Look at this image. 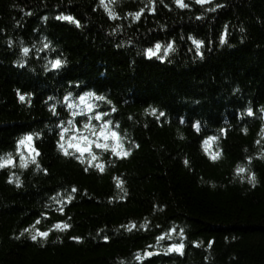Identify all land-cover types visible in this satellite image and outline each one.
Wrapping results in <instances>:
<instances>
[{
	"label": "trees",
	"instance_id": "trees-1",
	"mask_svg": "<svg viewBox=\"0 0 264 264\" xmlns=\"http://www.w3.org/2000/svg\"><path fill=\"white\" fill-rule=\"evenodd\" d=\"M106 2L116 19L99 0H0V163L9 154L15 161L0 169V264H264V113L259 111L264 106V0H213L203 7L185 0L186 9L175 0ZM218 4L225 7L207 11ZM61 14L73 15L83 27L57 21ZM226 25L228 42L221 47ZM190 36L204 42V59ZM45 43L56 52L39 51ZM155 43L162 44L166 61L147 58ZM24 47L31 49L28 57ZM56 58L67 63L47 73L44 65ZM88 91L112 101L117 111L105 122L112 121V130L132 153L120 159L111 147L93 146L103 173L94 167L84 171L86 164L58 150L55 126L73 119L64 97L72 92L78 102ZM48 96L55 99L45 104ZM90 102L111 113L106 101ZM249 104L255 116L240 120ZM52 106L58 116L49 111ZM152 108L167 116L157 120ZM76 121L80 132L93 138L83 129L86 118ZM194 121L201 122L200 133ZM91 123L98 132L102 122ZM35 133H40L34 145L41 154L36 159L48 175L31 163L27 145H19ZM213 135L219 139L205 151L204 140ZM216 153L220 159L213 161ZM241 166L248 171L238 175ZM252 173L255 187L248 182ZM119 180L123 188L117 187ZM73 186L79 192L72 204L66 196L63 206L51 199ZM58 223L70 227L57 230ZM132 223L137 229L131 233L122 227ZM172 228L173 240L155 239ZM37 230L49 232L48 238L33 241ZM173 243L185 245L183 255L163 254ZM147 252L161 254L148 260Z\"/></svg>",
	"mask_w": 264,
	"mask_h": 264
},
{
	"label": "snow or ice",
	"instance_id": "snow-or-ice-1",
	"mask_svg": "<svg viewBox=\"0 0 264 264\" xmlns=\"http://www.w3.org/2000/svg\"><path fill=\"white\" fill-rule=\"evenodd\" d=\"M175 3L177 5L178 8L180 9H186L189 7L188 4L185 3V0H175ZM194 3L200 6H205L207 4H211L213 3V0H194ZM99 4L108 12V15L113 18L116 19L117 16L116 14H114L111 9L109 8V4L106 2V0H99ZM165 7H167V5H165ZM225 7V5L223 4H218L215 7H209L207 8L208 12H216L218 10V8H223ZM171 10V9H169ZM154 12V9H153ZM27 16H31L32 13L28 12L26 13ZM55 19L57 21H66L71 23L72 25L76 26L77 28H82L83 25H81L80 21L78 19H76L73 15H57L55 17ZM197 20H202L204 19V17L202 16H198L196 17ZM44 21L48 20L47 16L43 17ZM137 22L139 21V15H137L136 17ZM17 27H19V24H17ZM37 31H39V29H37ZM241 31L243 32L244 29H241ZM227 36H228V26L226 25L224 28V32H223V38L220 40V45L221 47H223L224 44H226L227 41ZM189 40H191V43L193 45H195V49L196 52L199 54V58L200 59H204V53L201 51V48L204 47V42L200 41V40H196L193 37H188ZM23 43V42H21ZM175 43V41L172 42V44H169L166 48V51L171 53L174 49H173V44ZM9 47H11V44H9ZM117 47H119V45H117ZM51 48V50L53 52H56L55 48L51 47V44L49 43H45L43 45V48L40 49L39 51H43L44 49H48ZM162 49V44L161 43H155L154 48L153 47H148L146 50V56L148 59H152L153 57L157 58V59H161L162 61H166V58H162L160 56V52ZM31 49L28 47H24L23 48V56L24 57H28L29 53H30ZM189 51H191V48L189 49ZM37 59H39V57H37ZM67 63L66 60H62L61 58H56V59H49L47 61V64L44 65V67L46 68L47 73H52L54 71H59L61 70L64 65ZM27 64V61L21 62L18 64V66L20 68H24ZM71 87V84L69 85ZM76 88H80L81 85L79 83H77L75 85ZM236 93L240 92L239 88L235 89ZM17 95L19 97V100L21 102H24L26 100V96L24 94H21L19 90H17ZM74 96L75 94L72 92H69L68 95H66L64 97V102L66 103V106L68 109L72 110L71 112V116L73 119H69L67 121V126L65 125L64 122H60L58 123L55 127L60 129L59 132V141H58V150L63 152V155L65 157H76V159L80 160L81 164H86L88 167H86L84 169V171H88L89 168H97L99 172L103 173L105 171V168L102 164H97L96 161L99 159V157L95 154V152L93 151V146L97 149H101L103 151H108L109 148L111 147V152L116 156L119 157L120 159H123L125 157H130L132 155L131 152L127 151L124 148V145L121 142V136L117 131L112 130V121L108 120L105 122V117L109 116L111 114H114L117 109L115 108L114 105H112V101L108 100L106 96L104 95H97L94 91H88V92H84L82 94L79 95L78 97V102L74 101ZM55 97L54 96H48L47 100L44 101L45 104H47L49 101L54 100ZM91 99H95L96 101H106V103H108L109 105H112L111 108V113L110 112H106V111H99V108L101 107L100 105H94L93 103L90 102ZM57 103H59V101H57ZM196 103H200V101H196ZM31 106V105H29ZM49 111L51 112V114L53 116H58V113L56 111L55 106H52L49 108ZM259 111L261 113H264V106H262ZM93 113H95L93 115ZM157 113H159L157 115ZM151 115L153 117H156L157 120H160L161 118H164L167 116V113L164 111H160L159 109L156 108H152L151 110ZM255 116V112L252 108V106L249 104V106L247 107V109L245 111H242L238 118L240 120H244L246 117H253ZM77 117H85L86 121L83 124V129L86 133H91V136L93 138H90L88 135H84L80 132V129L78 127H76V118ZM262 119H264V117H261ZM92 120L95 121H99L102 122L101 123V127L99 129V131L97 132L96 126L93 125L91 123ZM169 123L171 122L170 120L168 121ZM187 121L185 118L181 117L179 119V123L180 124H185ZM225 123L227 124L228 122L225 121ZM116 127H119V124L116 125ZM192 127L194 128L196 133H200L201 129H202V125L200 121H194L192 124ZM223 134L226 137L227 136V128H224L223 130ZM244 133L247 134L248 129L244 128L243 129ZM69 133H73L71 135V137L65 142V136L66 134ZM40 136V133H35V134H28L25 137H23L22 139L19 140V145L21 148H23L25 145H27L28 150L30 152L33 153L32 155V159H31V163L36 164L37 165V171H43L44 175H48V171L47 169H41L39 166V163L36 159V157L40 156V152L37 151L35 149V145H34V140ZM183 138V137H181ZM219 139L218 136L213 135L211 137H209L208 139L204 140V145H205V151H208L209 146L217 141ZM109 141H114L113 145H109ZM257 143L259 144L260 141H257ZM136 148H139L140 145L137 144L135 145ZM69 149H75V151L70 152ZM77 153L79 155H77ZM88 154L91 159L90 160H84L83 157L85 154ZM21 157H22V163H21V167H27V163L23 162V153H20ZM211 159L213 161H217L220 159V153H216V154H211ZM260 159L264 160V156H261ZM185 165H187L189 163L188 160L184 161ZM249 164H251V160L248 161ZM15 166V161L11 158V154H9V157L7 159H5L2 163H0V169H3L7 166ZM248 170L241 166L237 169V174H243L246 173ZM14 181L10 180L9 183H13ZM249 184L252 185V187L256 186L257 183V178L255 173H252L250 178H249ZM123 184L124 181L119 180L117 183V187H121L123 188ZM16 187L20 188L22 187V182H16ZM79 192V189L77 187H71L70 190H67V193L61 192L59 193V196H53L51 199L54 201H57L58 203H61V205L63 206L64 204V198L66 196V203L67 204H72L74 200H76V193ZM84 196H88L87 192L83 193ZM41 221L37 220L36 224H39ZM56 229L57 230H67L70 225L68 224H56ZM122 227H125L126 230L131 233L134 230L137 229V225L135 223H132L131 225H122ZM141 229H144L145 231H147V226L146 225H140L139 226ZM30 231L29 229H25V232ZM25 232H21L20 236H24ZM176 233V228H172L171 232L165 231L164 234L162 235H157L156 236V240L158 242H164V241H171L173 240V236ZM180 235L183 236V230H181ZM49 236V232L47 231H39L37 230V232L35 234L31 235V239L33 241H36L38 239V237H42L47 239ZM19 237H17L18 239ZM148 248H152L154 247V245H148ZM185 245L183 243H173L171 244L168 248L165 249L164 251V255H170L172 253H178L180 255H183V250H184ZM160 252H147L145 254L144 259H148L150 260L152 256H158L160 255ZM138 260H141V256L140 254H137L136 257ZM141 264H143V260H141Z\"/></svg>",
	"mask_w": 264,
	"mask_h": 264
},
{
	"label": "water",
	"instance_id": "water-1",
	"mask_svg": "<svg viewBox=\"0 0 264 264\" xmlns=\"http://www.w3.org/2000/svg\"><path fill=\"white\" fill-rule=\"evenodd\" d=\"M87 154V153H86Z\"/></svg>",
	"mask_w": 264,
	"mask_h": 264
}]
</instances>
